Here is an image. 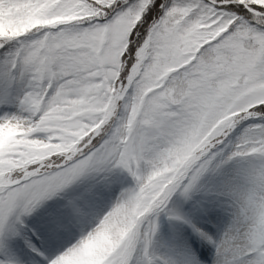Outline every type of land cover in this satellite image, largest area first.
Listing matches in <instances>:
<instances>
[{
  "label": "snow or ice",
  "instance_id": "1",
  "mask_svg": "<svg viewBox=\"0 0 264 264\" xmlns=\"http://www.w3.org/2000/svg\"><path fill=\"white\" fill-rule=\"evenodd\" d=\"M0 264H264V0H0Z\"/></svg>",
  "mask_w": 264,
  "mask_h": 264
}]
</instances>
